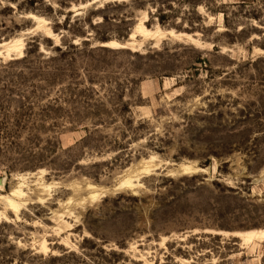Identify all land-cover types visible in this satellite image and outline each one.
Here are the masks:
<instances>
[{"label": "rangeland", "instance_id": "obj_1", "mask_svg": "<svg viewBox=\"0 0 264 264\" xmlns=\"http://www.w3.org/2000/svg\"><path fill=\"white\" fill-rule=\"evenodd\" d=\"M1 180L0 264H264V0H0Z\"/></svg>", "mask_w": 264, "mask_h": 264}, {"label": "bare ground", "instance_id": "obj_2", "mask_svg": "<svg viewBox=\"0 0 264 264\" xmlns=\"http://www.w3.org/2000/svg\"><path fill=\"white\" fill-rule=\"evenodd\" d=\"M33 19H35V18H33ZM37 21H38V19H37ZM142 31L145 32V30H143V28H142ZM130 38L131 39L134 38V34L131 35ZM103 46H106V47H124L122 45H119L115 41H111V42L105 43V44H103ZM17 50H19V49H17ZM10 201H11V199H10ZM7 205H8V207L13 208V209L18 208V207H16V205L13 202H8ZM239 237H241L243 239V241H245V242H249L250 240H252L254 238L255 239H263L264 240V230L246 232V233H243V234H239Z\"/></svg>", "mask_w": 264, "mask_h": 264}, {"label": "water", "instance_id": "obj_3", "mask_svg": "<svg viewBox=\"0 0 264 264\" xmlns=\"http://www.w3.org/2000/svg\"><path fill=\"white\" fill-rule=\"evenodd\" d=\"M0 184H2V180L0 181Z\"/></svg>", "mask_w": 264, "mask_h": 264}]
</instances>
